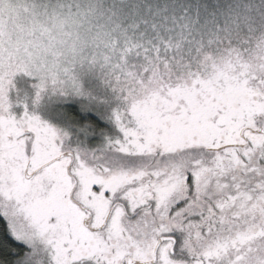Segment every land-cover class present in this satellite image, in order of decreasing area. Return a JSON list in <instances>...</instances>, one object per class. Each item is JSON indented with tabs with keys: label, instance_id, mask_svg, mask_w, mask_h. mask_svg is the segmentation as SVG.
Returning a JSON list of instances; mask_svg holds the SVG:
<instances>
[{
	"label": "snow or ice",
	"instance_id": "6c2138e0",
	"mask_svg": "<svg viewBox=\"0 0 264 264\" xmlns=\"http://www.w3.org/2000/svg\"><path fill=\"white\" fill-rule=\"evenodd\" d=\"M212 7L155 0V37L0 81V264H243L234 209L264 192V75L245 71L252 19L201 23Z\"/></svg>",
	"mask_w": 264,
	"mask_h": 264
},
{
	"label": "rangeland",
	"instance_id": "374dc122",
	"mask_svg": "<svg viewBox=\"0 0 264 264\" xmlns=\"http://www.w3.org/2000/svg\"><path fill=\"white\" fill-rule=\"evenodd\" d=\"M154 3L155 0H0V81L9 85L25 74L55 75L69 67L79 69L82 62L91 63L111 50L125 32L155 37L152 24L161 21L153 11ZM213 4L215 7L207 13L201 9V23L213 12L252 19L251 34L244 33L249 41L244 49L245 71L253 77L264 75V0H213ZM256 199L261 201L262 196ZM239 205L240 202L234 211L236 219L243 220L237 227L245 245L238 259L252 264L251 257L257 250L264 252V204L255 215L244 216H239ZM247 226L252 231L244 234Z\"/></svg>",
	"mask_w": 264,
	"mask_h": 264
},
{
	"label": "trees",
	"instance_id": "16d2710c",
	"mask_svg": "<svg viewBox=\"0 0 264 264\" xmlns=\"http://www.w3.org/2000/svg\"><path fill=\"white\" fill-rule=\"evenodd\" d=\"M257 196L258 197L262 196V200L258 201L256 199ZM263 204H264V192L258 193V194H256V193L247 194L245 196V198L242 201H240V205L237 208V210H239V212L241 213V214H239V216H241V215L244 216L246 214L255 215L260 209L263 208V206H262ZM242 221L243 220H241V219H236V224L238 225ZM251 231H252V229L249 226H247V227L244 228L243 233L244 234H249Z\"/></svg>",
	"mask_w": 264,
	"mask_h": 264
}]
</instances>
